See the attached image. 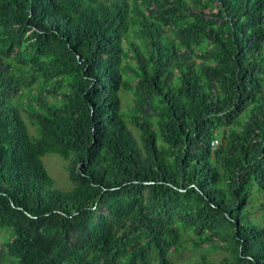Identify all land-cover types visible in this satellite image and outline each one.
Here are the masks:
<instances>
[{"label": "trees", "instance_id": "1", "mask_svg": "<svg viewBox=\"0 0 264 264\" xmlns=\"http://www.w3.org/2000/svg\"><path fill=\"white\" fill-rule=\"evenodd\" d=\"M0 231V264H264V0H0Z\"/></svg>", "mask_w": 264, "mask_h": 264}, {"label": "rangeland", "instance_id": "2", "mask_svg": "<svg viewBox=\"0 0 264 264\" xmlns=\"http://www.w3.org/2000/svg\"><path fill=\"white\" fill-rule=\"evenodd\" d=\"M42 162L52 178L53 185L61 191L70 190L72 187V182L70 181L68 175V164L70 163V160L63 159L55 153H46L42 156ZM254 192L253 199L249 202L251 206L258 205L259 201L261 200V193H257V191ZM255 206L253 208H255ZM260 214V211L255 212V215ZM2 233L3 232L0 231V234ZM1 241L2 237L0 238V242ZM201 250L204 252L207 251L208 258L216 261L228 256V252L223 249L208 251L206 248H204ZM201 250L192 248L191 245H186L180 252L171 254L170 259L172 260L173 264H197L201 257ZM151 264H156L153 257L151 258Z\"/></svg>", "mask_w": 264, "mask_h": 264}, {"label": "built area", "instance_id": "3", "mask_svg": "<svg viewBox=\"0 0 264 264\" xmlns=\"http://www.w3.org/2000/svg\"><path fill=\"white\" fill-rule=\"evenodd\" d=\"M218 140L217 139H213V141H212V143H211V148L212 149H215L216 148V146L218 145Z\"/></svg>", "mask_w": 264, "mask_h": 264}, {"label": "clouds", "instance_id": "4", "mask_svg": "<svg viewBox=\"0 0 264 264\" xmlns=\"http://www.w3.org/2000/svg\"><path fill=\"white\" fill-rule=\"evenodd\" d=\"M217 147V146H216Z\"/></svg>", "mask_w": 264, "mask_h": 264}]
</instances>
